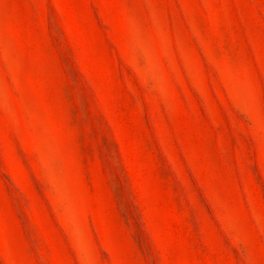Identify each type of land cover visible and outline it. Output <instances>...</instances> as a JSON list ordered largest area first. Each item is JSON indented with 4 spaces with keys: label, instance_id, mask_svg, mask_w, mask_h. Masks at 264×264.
<instances>
[{
    "label": "rangeland",
    "instance_id": "obj_1",
    "mask_svg": "<svg viewBox=\"0 0 264 264\" xmlns=\"http://www.w3.org/2000/svg\"><path fill=\"white\" fill-rule=\"evenodd\" d=\"M0 264H264V0H0Z\"/></svg>",
    "mask_w": 264,
    "mask_h": 264
}]
</instances>
